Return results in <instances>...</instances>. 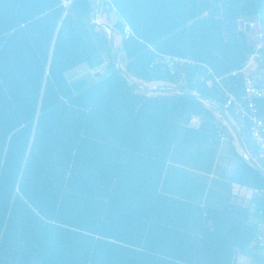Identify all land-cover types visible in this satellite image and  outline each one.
<instances>
[{"label":"trees","instance_id":"1","mask_svg":"<svg viewBox=\"0 0 264 264\" xmlns=\"http://www.w3.org/2000/svg\"><path fill=\"white\" fill-rule=\"evenodd\" d=\"M97 13L113 43L120 36L123 64L76 90L68 73L93 53L75 18L110 50ZM253 18L264 30V0H0V264H236L239 254L263 264L264 162L236 152L229 180L253 191L246 204L162 191L175 145L235 140L202 99L238 121L255 157L224 108L225 90L243 94L244 74L231 73L254 50ZM159 54L191 63L172 74ZM255 64L264 87V48ZM258 106L264 118V99Z\"/></svg>","mask_w":264,"mask_h":264},{"label":"crops","instance_id":"2","mask_svg":"<svg viewBox=\"0 0 264 264\" xmlns=\"http://www.w3.org/2000/svg\"><path fill=\"white\" fill-rule=\"evenodd\" d=\"M95 18H99L100 23H101V25L99 26H103L105 30L106 28L108 29L110 28L106 22L101 20L99 13L96 14ZM89 69L90 71H95L94 73L97 74V78L98 76H100L101 73L98 70L99 66L95 68L90 67ZM227 116L229 118L231 126L229 124L227 125L230 127L231 132L235 136V140L233 142H225V143L219 142V146L215 147L217 150V153L224 151V145H228L230 147V149L227 148L224 152V155H225L224 157L226 160L221 165V168L219 169L220 172L219 173L216 172L217 169L219 168L218 165L215 168L213 167L212 164L210 165L208 163L206 164L204 160H200L198 162L199 164L197 165L196 164L188 165V164H183V163L181 164L180 161L184 159H181L180 161H177V162H175V160H171L172 162L170 163L169 161L167 169H166V173H165L163 184H162V191H164L165 193L171 194V195L176 194V196L178 197L180 196L184 199H188V200L197 202L205 206H210V207H223L227 205L229 202H237V203L246 204L247 201L250 200L253 194L252 190L242 187L236 183H232L229 180L232 171L234 170L236 165L240 162V159L238 158L237 154L242 156V147L235 135L236 132L239 134L238 121H236L229 115ZM241 139L243 140L242 137ZM191 146H193L194 147L193 149H195L193 151V153L195 154H192L193 157H198L199 155L197 154H205V155L209 154L212 156L214 155V150L211 149L207 144H192L190 146H185V147H191ZM182 168H186L187 170L189 169L195 174V178H194L196 181L195 183L200 189L198 194L195 195V192L193 190H190L188 195L184 197L180 195V191H178L177 185L172 184V186L170 187V185L166 184L167 177L173 179L177 172L180 174L178 175V179H181ZM212 188L213 190L211 191ZM236 264H257V263H255L248 256L244 254H239L236 258Z\"/></svg>","mask_w":264,"mask_h":264},{"label":"rangeland","instance_id":"3","mask_svg":"<svg viewBox=\"0 0 264 264\" xmlns=\"http://www.w3.org/2000/svg\"><path fill=\"white\" fill-rule=\"evenodd\" d=\"M100 18L102 21L106 22L108 21L106 19V17L102 16L100 14ZM76 19V23H77V27L79 32L81 33V35L83 36L84 40L86 41V43L90 46V49L92 51V59L91 61H89L88 63L84 64L82 67L77 68L76 70L71 71L70 73H68V77L70 79L71 82L77 81L79 78L82 79L83 77H85L88 81V83H85L84 85L87 87H90L91 85H93L97 80V74H95V71H90V67L92 66H96L99 64V62H103L100 66H99V72L100 74V78H104L107 75H109L112 72V63L114 58L117 60L118 65L122 66L123 61L121 60L123 57V50L121 47V42H120V36L117 34V32L114 34V45L113 48L111 49L110 46V50L106 47H101L99 44H97V39L96 37L93 35H91V31L90 28L88 27L87 23L85 20H83L82 18H80L79 16L75 18ZM111 24V26L113 25L112 22H109ZM245 26L247 27V31L250 33L249 37H248V41L251 43L253 42V36L254 33L259 31L261 29V25L259 23V19L258 18H253L250 19L246 22H244ZM96 32L101 31L100 28L96 27L95 28ZM112 61V63H111ZM94 74V75H93ZM245 74L246 75H250L253 76L255 79L257 77H262L263 74L261 71H259L258 65L257 64H252L251 66H249L246 70H245ZM79 79V80H80ZM79 85V87H77ZM74 87L76 90L80 89V84L78 82H74ZM225 123V121H224ZM185 146H190V145H184V144H178L175 145L173 150H172V154L170 157V163L172 162L171 160H175V162L180 161L181 159H184L182 161H180V163L182 164H188V165H193V164H199L198 162L200 160H204L205 163L207 164H212L213 167H217L218 165V169H217V173L220 172V168L221 165L225 162V155L224 152L227 148L230 149V147L228 145H224V151L217 153L216 148L213 146L211 147L210 145H208L211 149L214 150V155H205V154H197L199 155L198 157H193L192 154L193 151L195 149H193L194 147H185ZM196 148V147H195ZM175 164V163H173ZM208 165V166H209ZM190 167V166H189ZM186 168H182L181 171V179H178V175H180L178 172L175 174L174 178L171 179L169 177H167L166 179V184L170 185V187L172 186V184L177 185L178 187V191H180V195L181 196H187L190 190H193L195 192V195L198 194L199 192V187L197 186V184L195 183V174L190 171L189 169L186 171ZM213 190V188L211 189V191ZM175 194V193H174ZM176 196V194L174 195ZM180 197V196H179ZM182 198V197H181Z\"/></svg>","mask_w":264,"mask_h":264},{"label":"built area","instance_id":"4","mask_svg":"<svg viewBox=\"0 0 264 264\" xmlns=\"http://www.w3.org/2000/svg\"><path fill=\"white\" fill-rule=\"evenodd\" d=\"M62 5L64 7H68L71 5L73 0H61ZM109 1V0H107ZM112 6V10L117 12V9ZM94 24L101 25L99 18H94L92 20ZM124 22V21H123ZM107 33H110V30L106 28ZM123 36L126 39L134 37V31L131 26L124 22L123 25ZM249 45L254 49L253 52L250 54L247 62L244 64L241 70L233 71L231 74L233 76H237L241 73L244 74V89L243 94L241 96H237L234 93H231L225 90L227 101L224 105L225 109H232L235 116L240 119L244 124L245 128H247L249 137L252 141V144L255 149V157L251 155V153L246 149V151H242V156L244 159L249 163L250 158L253 160L264 162V118L260 116L258 100L264 99V87H259L256 84L255 79L253 76L246 75L245 70L255 64L260 57V51L264 48V30L260 29L259 31L254 33L253 42H248ZM161 56V63L164 64L170 71V73L175 72V68L178 64L183 63H191L190 60L185 58H180L177 56H169V55H162ZM210 72H212L210 70ZM216 82H220L219 78H215ZM142 88V87H141ZM156 87H152L155 89ZM193 124L198 123L197 118H193ZM230 137L225 134H220V142L225 143L229 142ZM262 226V224H259ZM260 252L259 255L262 258V262L264 264V233L259 236V243Z\"/></svg>","mask_w":264,"mask_h":264},{"label":"water","instance_id":"5","mask_svg":"<svg viewBox=\"0 0 264 264\" xmlns=\"http://www.w3.org/2000/svg\"><path fill=\"white\" fill-rule=\"evenodd\" d=\"M109 30H110L109 37H110V39H111V49H112L114 43H113V39H112V31H111L110 28H109ZM113 63H114V65H115V68L118 69V63H117V60H116L115 58H114V60H113ZM141 89H142V88H141ZM202 101L206 102L209 106H211L212 108H214V109L220 114V116L226 121V123L230 125L229 118H228L227 114L224 112V110H222L219 106H217V105L214 104V103L208 102V101H206V100H204V99H202ZM230 126H231V125H230ZM235 135H236L238 141H239L240 144H241L242 151H246L245 146H244V143H243V141H242L240 135H239L237 132L235 133ZM249 164H251V165L254 166L255 168L259 169L257 163H256L255 160H253L252 158H250V160H249Z\"/></svg>","mask_w":264,"mask_h":264}]
</instances>
